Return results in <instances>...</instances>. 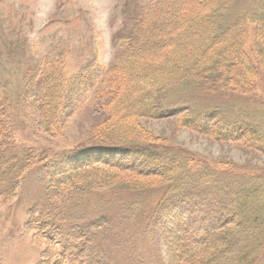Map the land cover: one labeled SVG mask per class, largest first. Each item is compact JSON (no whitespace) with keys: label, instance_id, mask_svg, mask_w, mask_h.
I'll list each match as a JSON object with an SVG mask.
<instances>
[{"label":"rangeland","instance_id":"rangeland-1","mask_svg":"<svg viewBox=\"0 0 264 264\" xmlns=\"http://www.w3.org/2000/svg\"><path fill=\"white\" fill-rule=\"evenodd\" d=\"M146 1L149 0H0V100L7 98V105L0 108V118L4 128L9 123L12 134L8 139L14 146L16 143L20 149L33 150L37 157L60 155L92 145L95 136L108 128L113 119L122 122V116H134V109L121 101L124 85L118 84L121 82L118 78L112 79L114 73L103 71L101 80L105 78V81L100 84L99 92L83 85L72 89L70 83L78 75L79 78L84 75L88 63L97 62L107 69L115 62L114 41L118 39V44L121 43L126 26L132 27ZM164 1L150 0L148 8H158ZM217 1L175 0L179 10L190 14L212 8ZM232 3V11L225 17L238 23L243 20L244 11L256 6L257 0H232ZM244 25L247 26L242 32L244 51L257 72L252 92L224 96L219 91L197 93L180 85L172 92L171 99H191L198 109L218 107L230 119L248 125L249 134L242 140H219L184 126L176 115L159 119L138 116L131 118V124L142 136L186 152L184 161L194 164L191 170L203 180L210 174V187L204 196L210 197L219 189L224 198L237 194L246 199L248 216L242 234L247 242L254 244L250 259L258 258L257 264H264V245H261L264 242V62L255 50L261 38L257 24L246 21ZM44 71L50 75L47 83L44 82L47 88L35 93L38 87L31 85L36 86L40 77L46 75ZM54 78L60 83L50 90ZM48 91L55 97L51 105L57 103V115H65L63 124L52 123L55 129L51 135L42 127L38 114L44 111L41 103L47 100ZM125 121L128 122L125 130L134 132L129 121ZM113 171L120 179H134L131 172L109 170ZM45 172L41 168L32 171L13 194L12 190L5 193L6 183L0 190V264H39L41 260L47 242L35 237L27 223L28 209L43 198ZM96 174L105 176L102 168ZM9 179H6L8 184ZM251 191L257 192L256 195L249 196ZM162 192L161 188L134 191L125 185L108 191L90 189L81 196L84 198L79 200V205L70 204L66 218L90 222L107 216L110 224L104 248L116 264H166L160 233L147 229L148 217L157 207ZM198 196L203 195L200 192ZM129 202L135 206L126 214L122 206ZM190 206L183 209L188 229L207 225L204 220L207 208Z\"/></svg>","mask_w":264,"mask_h":264},{"label":"trees","instance_id":"trees-1","mask_svg":"<svg viewBox=\"0 0 264 264\" xmlns=\"http://www.w3.org/2000/svg\"><path fill=\"white\" fill-rule=\"evenodd\" d=\"M149 1L135 16L132 27L126 26L121 43L114 41L115 62L107 69L97 62L88 63L84 75L70 83L72 89L83 85L99 92L104 72L114 73L112 79L118 78V84L125 89L121 101L134 109V116H122V122L113 119L95 136L92 145L49 157H37L33 150L20 149L16 143L14 146L9 140V123L4 128L0 118V190L6 183L5 193L12 190L13 194L32 171H46L43 198L28 209V228L47 242L39 264H116L104 248L109 218L80 222L66 218V213L70 204L81 203V196L88 190L108 191L119 185L134 191L163 189L157 207L148 217L147 229L160 233L166 264H257L260 260L250 259L254 244L242 234L248 216L246 199L237 194L224 198L219 189L214 195L207 194L210 197L204 196L210 187V174L203 180L191 170L194 164L184 161L186 152L142 136L131 118L176 115L184 126L219 140H242L249 134L248 125L230 119L222 109H198L191 99H171V94L180 85L197 93L219 91L224 96L252 92L257 72L245 54L242 32L246 21L257 24L261 38L255 50L264 62V0H257L256 6L244 11L238 23L225 17L234 7L232 0H218L216 6L196 14L179 10L175 0H165L158 8H148ZM49 78L46 74L36 86L31 85L38 87L35 93L47 88L44 82ZM59 83L54 78L49 89ZM45 98L41 103L44 111L38 114L42 127L51 135L55 129L52 123L63 124L65 115H57V103L51 105L55 101L51 91ZM4 105L6 97L0 100V108ZM125 120L134 132L125 130ZM97 168H102L105 176L97 175ZM110 169L131 172L134 179H120ZM202 182L208 186H198ZM200 192L203 196H198ZM255 193L251 191L249 196ZM190 205L207 208V225L189 230L183 209ZM133 206L129 202L122 208L128 214Z\"/></svg>","mask_w":264,"mask_h":264}]
</instances>
